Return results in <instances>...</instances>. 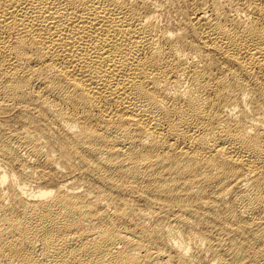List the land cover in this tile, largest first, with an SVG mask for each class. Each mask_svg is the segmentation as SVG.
<instances>
[{
	"label": "bare ground",
	"instance_id": "bare-ground-1",
	"mask_svg": "<svg viewBox=\"0 0 264 264\" xmlns=\"http://www.w3.org/2000/svg\"><path fill=\"white\" fill-rule=\"evenodd\" d=\"M0 264H264V0H0Z\"/></svg>",
	"mask_w": 264,
	"mask_h": 264
}]
</instances>
